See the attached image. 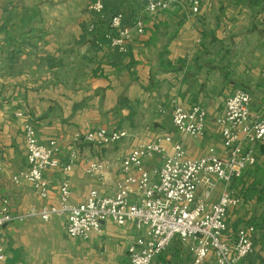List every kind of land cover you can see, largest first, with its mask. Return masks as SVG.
<instances>
[{
  "label": "crops",
  "instance_id": "1",
  "mask_svg": "<svg viewBox=\"0 0 264 264\" xmlns=\"http://www.w3.org/2000/svg\"><path fill=\"white\" fill-rule=\"evenodd\" d=\"M94 1L0 0V208L8 199L16 216L1 228L0 264H130L128 247L142 234L133 222L106 220L102 232L84 240L68 234L65 215L45 221L31 214L59 201L72 145L86 131L106 126L125 129L128 137L106 147L80 144L68 173L72 203L93 189L109 190L86 171L88 159L108 163L115 179L116 162L141 143L170 136L163 141L170 151L182 141L190 157L213 150L225 158L216 120L236 89L251 94L252 115L264 114V0H202L196 14L188 0H174L155 14L140 0H105V12L96 17L90 9ZM116 12L132 31L126 53L110 48L104 37ZM91 21L98 26L95 34L88 31ZM199 103L208 108L205 134L183 136L173 124V110ZM19 111L31 118L41 143L58 144L60 164L44 173L47 198L30 182L14 179L28 166ZM257 149V163L230 184L242 201L227 214L226 238L232 241L247 224L256 228L253 251L240 264H264V142ZM146 163L153 168L161 161ZM225 187L216 181L210 200ZM170 246L153 264H173L177 256H191L193 264L186 246L178 240Z\"/></svg>",
  "mask_w": 264,
  "mask_h": 264
},
{
  "label": "built area",
  "instance_id": "2",
  "mask_svg": "<svg viewBox=\"0 0 264 264\" xmlns=\"http://www.w3.org/2000/svg\"><path fill=\"white\" fill-rule=\"evenodd\" d=\"M150 14L166 10L174 0H140ZM194 14L200 13L202 0H188ZM90 9L93 15H103L105 0H95ZM109 30L104 32L110 48L121 53L128 51L132 31L124 24V14L116 12L108 20ZM142 33L141 21L136 24ZM95 21L88 25L90 33H97ZM251 94L245 89H236L227 99L225 111L216 120L223 138L226 157L221 158L213 150L202 157H190L182 141H177L170 151L163 141L170 136L133 147L120 161V173L115 179L109 164L88 159L86 171L109 185L107 192L93 189L78 203L70 202L68 173L73 162L80 156V144L106 147L128 137L125 129H110L106 126L92 128L78 136L70 151L69 163L64 166L65 175L59 188V201L44 204L31 214L49 221L54 215L67 217L66 230L72 237L89 239L92 233H100L106 220L123 225L133 222L142 232L128 247L130 264H153L174 240H178L193 256V264H204L209 258L214 264H240L253 251V224L240 227L232 241L226 238L227 214L230 208L240 205L238 196L230 184L254 166L258 161V145L264 142V114H251ZM22 129L27 150V169L15 175L16 181L30 182L42 197L49 196L45 170L57 167L55 157L59 150L56 140L41 143L36 126L23 111ZM208 108L202 104L184 108L176 105L173 124L186 137H201L205 134ZM159 158L157 167L149 168L146 160ZM1 163V162H0ZM0 164V170H1ZM216 181L226 184L215 201L211 195ZM204 186L201 195L200 187ZM25 216H20L22 219ZM5 199L0 208V231L14 220ZM4 246L0 238V255Z\"/></svg>",
  "mask_w": 264,
  "mask_h": 264
},
{
  "label": "rangeland",
  "instance_id": "3",
  "mask_svg": "<svg viewBox=\"0 0 264 264\" xmlns=\"http://www.w3.org/2000/svg\"><path fill=\"white\" fill-rule=\"evenodd\" d=\"M171 250H172V247L171 246H169L163 253V257H165L168 253H170L171 252ZM162 257V258H163ZM186 260H180L179 258H178V256L177 257H175L174 258V263L173 264H190L191 263V260H192V258H191V256H189L188 258L186 257L185 258ZM157 264H159V263H157Z\"/></svg>",
  "mask_w": 264,
  "mask_h": 264
}]
</instances>
